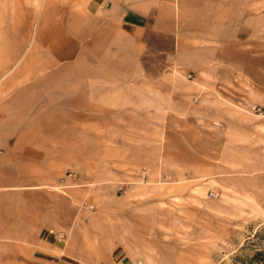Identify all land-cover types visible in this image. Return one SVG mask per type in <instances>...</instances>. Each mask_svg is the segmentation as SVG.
Listing matches in <instances>:
<instances>
[{
  "label": "crops",
  "instance_id": "obj_1",
  "mask_svg": "<svg viewBox=\"0 0 264 264\" xmlns=\"http://www.w3.org/2000/svg\"><path fill=\"white\" fill-rule=\"evenodd\" d=\"M207 1L0 0V264H149L133 210L201 206L258 141Z\"/></svg>",
  "mask_w": 264,
  "mask_h": 264
},
{
  "label": "rangeland",
  "instance_id": "obj_2",
  "mask_svg": "<svg viewBox=\"0 0 264 264\" xmlns=\"http://www.w3.org/2000/svg\"><path fill=\"white\" fill-rule=\"evenodd\" d=\"M194 2L197 7L208 3ZM210 6V15L194 17L195 43L205 49L206 59L217 50L221 71L238 75L236 85L228 88L249 99L241 98L237 106L247 117H260V136L230 161L233 168L201 206L180 202L176 208H161L159 195L166 198L167 191L158 190L144 199L149 207L143 214L133 210L134 237L125 243L136 253L142 251L149 264H249L256 251L264 249L254 242L264 228V0H211ZM158 45L171 50L173 41L160 37ZM124 190L118 191L121 199Z\"/></svg>",
  "mask_w": 264,
  "mask_h": 264
},
{
  "label": "trees",
  "instance_id": "obj_3",
  "mask_svg": "<svg viewBox=\"0 0 264 264\" xmlns=\"http://www.w3.org/2000/svg\"><path fill=\"white\" fill-rule=\"evenodd\" d=\"M255 245H264V228L256 233L254 237ZM249 264H264V249L256 251L253 257L250 259Z\"/></svg>",
  "mask_w": 264,
  "mask_h": 264
},
{
  "label": "built area",
  "instance_id": "obj_4",
  "mask_svg": "<svg viewBox=\"0 0 264 264\" xmlns=\"http://www.w3.org/2000/svg\"><path fill=\"white\" fill-rule=\"evenodd\" d=\"M122 190V189H121ZM211 196H214V193H211ZM93 208V207H92ZM57 238L59 239V240H66V235L64 234V233H59V234H57Z\"/></svg>",
  "mask_w": 264,
  "mask_h": 264
}]
</instances>
